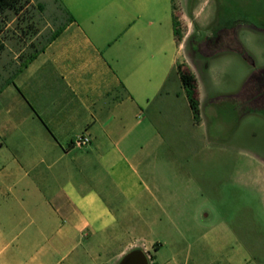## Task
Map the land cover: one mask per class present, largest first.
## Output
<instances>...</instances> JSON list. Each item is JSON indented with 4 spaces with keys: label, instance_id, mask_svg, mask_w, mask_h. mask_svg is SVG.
<instances>
[{
    "label": "crops",
    "instance_id": "obj_1",
    "mask_svg": "<svg viewBox=\"0 0 264 264\" xmlns=\"http://www.w3.org/2000/svg\"><path fill=\"white\" fill-rule=\"evenodd\" d=\"M47 1L55 37L0 82V264H264V172L232 155L241 97L208 118L199 88L244 33L264 49V0L235 1L245 29L227 0Z\"/></svg>",
    "mask_w": 264,
    "mask_h": 264
},
{
    "label": "rangeland",
    "instance_id": "obj_2",
    "mask_svg": "<svg viewBox=\"0 0 264 264\" xmlns=\"http://www.w3.org/2000/svg\"><path fill=\"white\" fill-rule=\"evenodd\" d=\"M32 1V4L30 0L23 2L17 13L12 10L0 12V31L3 30L1 37L7 43V50L0 55V82L4 77L11 75L29 53L40 48L59 23L54 15L43 14L41 18L37 17L34 11H40L36 7L38 0ZM235 1L227 0L228 15L233 24H242L244 29L246 24H255L251 19L235 22L236 16H239V5ZM41 2L49 9L50 3L47 0ZM194 38L192 36L190 41ZM244 41L246 45H243V49L247 56L244 53L234 54L235 58L225 77L219 79L216 70L211 80L204 74V70L199 71L201 110L204 117L209 118L208 109L212 102L221 103V107H229L233 102L230 94H237V97L233 96V100L236 97L238 101L241 97L237 108L236 145L232 148V155L253 163L264 172V49L258 48L256 38L246 33ZM220 119L225 121L222 126H225L226 134L222 133V139L227 144L233 143L234 125L230 116L222 115ZM242 198L250 200L245 196ZM259 200L251 198L257 214H261Z\"/></svg>",
    "mask_w": 264,
    "mask_h": 264
},
{
    "label": "trees",
    "instance_id": "obj_3",
    "mask_svg": "<svg viewBox=\"0 0 264 264\" xmlns=\"http://www.w3.org/2000/svg\"><path fill=\"white\" fill-rule=\"evenodd\" d=\"M26 0H0V12H4L6 10H12L14 13H17L19 8L23 5V2ZM174 25L176 24L175 17H174ZM56 35V32H52L46 42L50 41L53 39ZM4 49V44L1 41L0 38V52ZM36 52V51H34ZM34 52H31L28 54L27 57H25L22 62L20 63V66H25L26 63H28L33 57H34ZM245 56L247 54L242 51ZM178 70L180 73V79L181 82L186 89L188 101L190 104V108L192 110L194 119L197 121L199 118V103H198V91H197V83L194 75L186 68H183L182 66H178ZM155 247V246H154Z\"/></svg>",
    "mask_w": 264,
    "mask_h": 264
},
{
    "label": "water",
    "instance_id": "obj_4",
    "mask_svg": "<svg viewBox=\"0 0 264 264\" xmlns=\"http://www.w3.org/2000/svg\"><path fill=\"white\" fill-rule=\"evenodd\" d=\"M119 264H149L147 255L141 249L126 253Z\"/></svg>",
    "mask_w": 264,
    "mask_h": 264
},
{
    "label": "built area",
    "instance_id": "obj_5",
    "mask_svg": "<svg viewBox=\"0 0 264 264\" xmlns=\"http://www.w3.org/2000/svg\"><path fill=\"white\" fill-rule=\"evenodd\" d=\"M89 142H90V138L86 135H80L74 139V145L77 147L86 146L89 144Z\"/></svg>",
    "mask_w": 264,
    "mask_h": 264
}]
</instances>
